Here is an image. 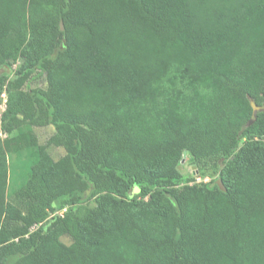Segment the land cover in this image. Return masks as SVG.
<instances>
[{
  "label": "trees",
  "instance_id": "16d2710c",
  "mask_svg": "<svg viewBox=\"0 0 264 264\" xmlns=\"http://www.w3.org/2000/svg\"><path fill=\"white\" fill-rule=\"evenodd\" d=\"M5 67L0 264H264V0H0Z\"/></svg>",
  "mask_w": 264,
  "mask_h": 264
},
{
  "label": "rangeland",
  "instance_id": "374dc122",
  "mask_svg": "<svg viewBox=\"0 0 264 264\" xmlns=\"http://www.w3.org/2000/svg\"><path fill=\"white\" fill-rule=\"evenodd\" d=\"M12 64V69H17L20 64V50L16 49L12 55V61L10 62ZM11 74V69L5 67L3 69H0V76L3 74ZM47 86L46 84V77L44 75H41L38 78H34L31 80L28 85L27 89L33 90L35 88H45ZM7 101H8V93L4 86H0V116L3 114V112L7 108ZM35 132L39 136V142L42 144L47 141V139L54 134L55 129L53 126H47V127H41L37 128L34 127ZM17 134H14L13 136H10L9 133H7L0 125V139L4 141L12 142L13 137H16ZM12 144L10 146H5V152H6V161H7V167H8V187L6 190V199L8 203H13L14 197L18 190H20L26 179H28V175L31 172V168L34 167L36 164V159L29 155L27 150L21 149L20 151L13 150ZM36 148V147H35ZM51 153L53 155L54 159H59L62 156L65 155V150L61 147H55L51 149ZM179 170L182 172V174L186 178H197V183L202 182H209L211 178H200L199 176V170L198 166L194 163L192 157L190 154L186 153L183 156L182 163L179 167ZM194 183V182H192ZM68 207H66L63 211H59V213H55L54 215L51 214L49 218V224L56 220V217L63 214ZM59 214V215H58ZM62 242H64L67 245H70L71 239L67 236L61 237Z\"/></svg>",
  "mask_w": 264,
  "mask_h": 264
},
{
  "label": "water",
  "instance_id": "95a60500",
  "mask_svg": "<svg viewBox=\"0 0 264 264\" xmlns=\"http://www.w3.org/2000/svg\"><path fill=\"white\" fill-rule=\"evenodd\" d=\"M249 100H250V104H251V106L253 108V111H254L253 112V116L251 118V121H255L256 118H257V113L262 111V110H264V105L263 106H258L256 101L252 97H249ZM220 186H221L222 189H224L222 183H220Z\"/></svg>",
  "mask_w": 264,
  "mask_h": 264
}]
</instances>
